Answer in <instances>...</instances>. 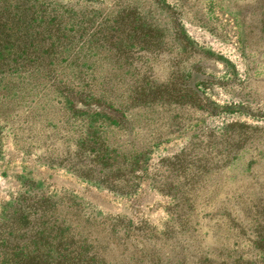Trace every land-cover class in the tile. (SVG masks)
<instances>
[{
  "label": "rangeland",
  "instance_id": "obj_1",
  "mask_svg": "<svg viewBox=\"0 0 264 264\" xmlns=\"http://www.w3.org/2000/svg\"><path fill=\"white\" fill-rule=\"evenodd\" d=\"M56 5L77 38L55 83L0 80V233L67 231L103 264H264V0Z\"/></svg>",
  "mask_w": 264,
  "mask_h": 264
},
{
  "label": "trees",
  "instance_id": "obj_2",
  "mask_svg": "<svg viewBox=\"0 0 264 264\" xmlns=\"http://www.w3.org/2000/svg\"><path fill=\"white\" fill-rule=\"evenodd\" d=\"M0 1L4 2L0 6V80L7 85L14 81L20 85L25 79H28V84H54L55 81L48 77L55 76L62 56V52L55 47L56 41L61 38L68 40L65 48L69 57L76 51L75 27H61L65 13L72 18L73 10L60 11L57 0H40L34 5L27 1L22 4L17 0ZM88 28H82L80 38H90ZM68 59L65 57L62 61ZM50 66H53V72L44 76ZM0 237V264H103L87 239L76 238L67 231L58 235L46 232L35 242H31L30 235L27 236L25 231L18 234L3 232ZM43 239L48 242V248L38 246Z\"/></svg>",
  "mask_w": 264,
  "mask_h": 264
}]
</instances>
